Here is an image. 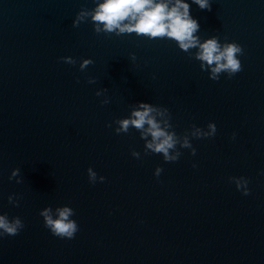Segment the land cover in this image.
Segmentation results:
<instances>
[{"label":"water","instance_id":"1","mask_svg":"<svg viewBox=\"0 0 264 264\" xmlns=\"http://www.w3.org/2000/svg\"><path fill=\"white\" fill-rule=\"evenodd\" d=\"M103 2L0 0V215L24 224L0 234V264H264V0H209L211 11L181 0L201 44L243 49L242 71L216 81L198 47L97 32L91 15L73 26ZM141 103L168 110L156 119L179 138L178 161L152 154L131 126L116 134ZM210 123L213 137L190 136ZM186 134L195 156L180 147ZM63 207L78 225L71 240L39 215Z\"/></svg>","mask_w":264,"mask_h":264},{"label":"clouds","instance_id":"2","mask_svg":"<svg viewBox=\"0 0 264 264\" xmlns=\"http://www.w3.org/2000/svg\"><path fill=\"white\" fill-rule=\"evenodd\" d=\"M197 4L200 9L211 11L209 0H192ZM172 5L169 7V5ZM189 5L182 3L181 0H104L102 4H99L94 14L81 12L77 17V22H74V27H78V21L87 15H91V20L96 25L95 31L99 32L101 29L99 25H103V31L111 33L115 30H119V33H136L139 36H147L150 38L168 37L178 42L179 47L187 52L190 48L198 47L199 51L196 55V59L201 61V68L205 67V63L211 67L210 79L218 80V74L221 72H228L229 79L235 74L242 71V65L237 58L238 55H243V49L236 43L225 44L222 48L217 43L215 38L209 39L204 43L199 42V38L195 37L193 33L199 30V24L196 20L192 19L189 14ZM124 21H129L125 24ZM64 63L75 64V61L71 58H61ZM92 61L85 60L81 65V71L87 67ZM78 82V81H77ZM88 83H94L93 79H90ZM96 95H99L97 93ZM109 101L105 100L102 103L107 104ZM140 110L133 111L129 119L117 120L115 123L119 125L115 129L117 135L120 133H127L129 127H133L139 130L141 133V139L146 140L145 148L150 150L152 154H163L165 162L178 161L181 153L176 151V146L180 143L174 131L169 132L168 129L172 127L168 120L163 121V127L161 123L157 121V116H164L168 114L167 109H157L150 106L147 103H141L139 105ZM170 118V114H169ZM111 127V125H107ZM209 131L205 132L200 128L192 127L190 136L195 139L213 137L216 133V127L214 124H208ZM151 140L148 141V137ZM235 138V134H233ZM182 148L191 149V155H196V150L189 142V134H186L183 138V143L180 144ZM175 153V154H172ZM148 154L147 152L145 153ZM131 155L136 159H139V153L132 151ZM196 167V165H193ZM19 171L18 169L16 170ZM162 168H157L155 176L159 177ZM89 182L95 184L97 174L89 168L87 170ZM16 173L14 172L13 175ZM11 180V177L9 178ZM236 185L238 191H242V194L247 196L250 194L248 190V181L243 177L237 179L231 178ZM104 177H100V182L103 183ZM9 203H12V198L9 197ZM14 206H19L18 203ZM39 215L43 218L44 227L47 228L54 237L60 239H74L75 234L78 231V225L76 221L70 220V216H74L75 213L70 207H63L56 209V218H53L52 209L46 208L40 212ZM24 228V224L19 217H15L9 222L6 215H0V230L7 236H16L20 230Z\"/></svg>","mask_w":264,"mask_h":264}]
</instances>
